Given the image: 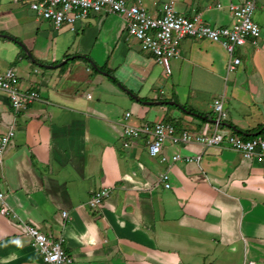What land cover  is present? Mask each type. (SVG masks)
Wrapping results in <instances>:
<instances>
[{
    "label": "crops",
    "instance_id": "crops-1",
    "mask_svg": "<svg viewBox=\"0 0 264 264\" xmlns=\"http://www.w3.org/2000/svg\"><path fill=\"white\" fill-rule=\"evenodd\" d=\"M138 1L152 17L170 4L212 27L230 25L227 6L243 2ZM253 21L260 37L235 51L241 63L231 75L219 44L185 38L166 76L116 15H92L74 30H56L24 4L1 0L0 34L24 45L15 42L18 50L0 42L14 57L0 60V74L15 69L19 88L36 91L39 100L14 114L0 93V138L14 126L0 187L18 217L0 215V264H44L20 222L62 239L72 264H264V163L225 146L168 142V158L179 153L200 162L162 163L150 157L148 138L122 132L124 123L157 122L172 124L176 134L195 132L214 121L217 98H223L225 124L242 132L264 125V0H257ZM102 67L117 84L96 70ZM199 114L214 117L206 122ZM164 172L167 190L156 184ZM101 188L110 189L109 198L92 210L88 199Z\"/></svg>",
    "mask_w": 264,
    "mask_h": 264
},
{
    "label": "built area",
    "instance_id": "built-area-1",
    "mask_svg": "<svg viewBox=\"0 0 264 264\" xmlns=\"http://www.w3.org/2000/svg\"><path fill=\"white\" fill-rule=\"evenodd\" d=\"M13 2L24 4L37 17L49 21L56 30L63 26L74 30L76 24L86 21L92 15H116L124 20L127 36L136 40L143 52L152 55L155 64L164 69L166 76L170 74V61L179 58V46L185 38L219 44L228 54L226 67L228 74L235 72L241 63L235 56V51L248 44L256 45L260 37V28L253 21L257 0H243L239 4H229L227 11L232 21L230 25L222 27L207 25L198 15L185 17L170 4L162 6L159 17H152L138 0L135 4H128L126 0H13ZM217 8L222 6L217 5ZM0 93L7 97L14 114L26 111L30 104L39 100L36 91L28 92L19 88V77L13 68L0 74ZM212 112L215 116L214 121L211 124H203L195 132L182 130L176 134V128L166 122L143 123L139 126L124 123L122 132L123 135L133 139L148 138L147 149L150 157H156L162 163L184 161L198 164L200 162V156H182L179 153L168 158L163 154V147L167 142L173 146L188 144H197L203 148L225 146L240 154L244 160L264 163V137L256 136L244 140L236 133L223 128L222 123L226 118L223 98L213 101ZM125 117L128 118L129 114ZM13 137L12 125L0 138V164ZM156 184L163 189H169L168 172L160 174ZM109 195V188L96 190L90 195L87 206L92 210L101 209ZM0 215L17 222L18 217L7 205L1 187ZM62 217L67 218V212H62ZM18 224L21 233L29 238L44 264H72V258L64 252L62 239L47 236L23 222Z\"/></svg>",
    "mask_w": 264,
    "mask_h": 264
},
{
    "label": "trees",
    "instance_id": "trees-1",
    "mask_svg": "<svg viewBox=\"0 0 264 264\" xmlns=\"http://www.w3.org/2000/svg\"><path fill=\"white\" fill-rule=\"evenodd\" d=\"M14 41L17 43V39L16 38H14ZM14 42V43H15ZM25 58H27L26 56H25ZM27 59H32V57H28ZM35 64H38L37 62H34ZM96 70L98 71V70H102L103 72H106V74H107V76H108V78L113 82V83H116L117 84V81L113 78V77H111L110 76V74H109V72L107 71V69L106 68H96ZM180 109H185V107H182V106H178ZM200 115V119L202 120V121H210V120H213V115L212 114H199ZM264 125H262V126H260V127H258L257 129H256V131L255 132H253V130L252 131H250V132H242V131H240V130H238V129H236V128H234L233 126H229L230 127V129H233V131H234V133H236L237 135H239V136H241L244 140H249V139H252V138H254L253 136H252V134H254V133H258V136H262V135H264V130H262V127H263ZM223 127V126H222Z\"/></svg>",
    "mask_w": 264,
    "mask_h": 264
},
{
    "label": "water",
    "instance_id": "water-1",
    "mask_svg": "<svg viewBox=\"0 0 264 264\" xmlns=\"http://www.w3.org/2000/svg\"><path fill=\"white\" fill-rule=\"evenodd\" d=\"M0 38H3V39H8V40H13L12 37L8 36V35H4V34H0ZM17 44L21 47H23L19 42H17ZM27 56H30L29 53H27ZM67 61L64 60L62 63L59 64L60 65H63L65 64ZM146 105H152V104H155V105H161V104H164V105H168V106H177L174 102H146L145 103ZM188 114H192L193 116H198L196 114H193V113H190V112H187ZM222 125L224 127H229V125L225 124V123H222ZM262 130H264V126L262 127ZM253 137H256L258 136V133H255V134H252Z\"/></svg>",
    "mask_w": 264,
    "mask_h": 264
},
{
    "label": "rangeland",
    "instance_id": "rangeland-1",
    "mask_svg": "<svg viewBox=\"0 0 264 264\" xmlns=\"http://www.w3.org/2000/svg\"><path fill=\"white\" fill-rule=\"evenodd\" d=\"M1 1V0H0ZM8 4H10V2L8 1L7 2ZM11 3H12V0H11ZM254 14V13H253ZM8 35V34H6ZM13 37V36H12ZM0 42H4V44H9L10 46H15L16 48H18V50H20V48L15 45L14 43L12 42H9V41H6L4 39H0ZM22 44V42H20ZM24 45V44H22ZM23 53V52H22ZM23 56V54H22ZM14 60V57L12 56V52H10L7 48L3 47V48H0V60ZM17 73V71H16ZM229 75H231L232 73H228ZM18 75V74H17Z\"/></svg>",
    "mask_w": 264,
    "mask_h": 264
}]
</instances>
